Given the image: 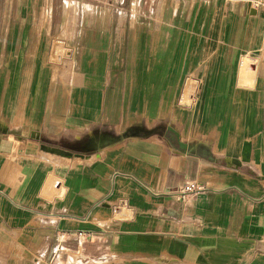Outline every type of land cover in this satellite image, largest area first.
I'll return each mask as SVG.
<instances>
[{"label":"crops","instance_id":"crops-1","mask_svg":"<svg viewBox=\"0 0 264 264\" xmlns=\"http://www.w3.org/2000/svg\"><path fill=\"white\" fill-rule=\"evenodd\" d=\"M73 1L53 89L0 78V264H264V0Z\"/></svg>","mask_w":264,"mask_h":264},{"label":"rangeland","instance_id":"rangeland-1","mask_svg":"<svg viewBox=\"0 0 264 264\" xmlns=\"http://www.w3.org/2000/svg\"><path fill=\"white\" fill-rule=\"evenodd\" d=\"M13 3L12 0H0V78L8 67L14 68L16 73L17 70L20 73L27 71L33 79L35 74L41 73L53 89L56 76L71 64L77 33L76 4L72 0L69 10L64 7L63 13L60 0H56L51 12L8 11ZM179 14L180 11L176 20L180 19ZM52 102L50 100L49 105Z\"/></svg>","mask_w":264,"mask_h":264},{"label":"built area","instance_id":"built-area-1","mask_svg":"<svg viewBox=\"0 0 264 264\" xmlns=\"http://www.w3.org/2000/svg\"><path fill=\"white\" fill-rule=\"evenodd\" d=\"M250 1L252 2L255 1L256 3H258L260 0L259 1L250 0ZM200 189H202V185H200V183L196 182L195 180H189L177 186L176 188L170 190V192H172L179 198H183L184 196L194 193Z\"/></svg>","mask_w":264,"mask_h":264},{"label":"bare ground","instance_id":"bare-ground-1","mask_svg":"<svg viewBox=\"0 0 264 264\" xmlns=\"http://www.w3.org/2000/svg\"><path fill=\"white\" fill-rule=\"evenodd\" d=\"M66 4V3H65ZM65 8H66V6H65ZM65 15V14H64ZM46 149H48V150H51V151H56V152H58L59 150L58 149H54V148H49V147H45Z\"/></svg>","mask_w":264,"mask_h":264}]
</instances>
